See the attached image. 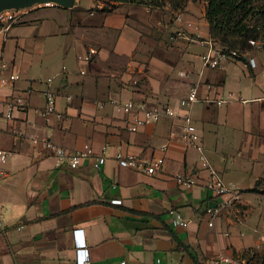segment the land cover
I'll use <instances>...</instances> for the list:
<instances>
[{
  "label": "crops",
  "instance_id": "1",
  "mask_svg": "<svg viewBox=\"0 0 264 264\" xmlns=\"http://www.w3.org/2000/svg\"><path fill=\"white\" fill-rule=\"evenodd\" d=\"M205 13L201 0H191L177 22L150 6L72 0L70 6H28L10 24L0 23V73H21L0 89V100L27 103L26 111L0 120V148L10 154L0 181V264H77L78 229L91 264H155L158 258L195 264L176 234L206 264H225L223 257L251 264V254L262 253L264 198L257 195L264 192L251 190L264 178V65L252 50L247 58L255 67L236 60L204 67L210 46ZM90 48L97 50L92 60L79 61ZM192 84L200 98L191 108L198 144L238 198L207 188L209 170L199 148L183 140L180 117L164 113L129 132L114 107L131 100L177 110ZM47 88L58 94L48 118L40 112ZM208 95H222L224 104L204 102ZM243 95L247 103L239 100ZM240 103L245 116L238 125ZM255 112L260 116L253 123L247 115ZM47 138L71 151L89 144L93 154L77 167L57 165ZM119 154L165 161L148 174L122 166ZM101 155L106 160L98 168ZM178 174L191 175L195 184H179ZM221 202L227 203L219 215L206 213ZM176 213L189 223L175 225Z\"/></svg>",
  "mask_w": 264,
  "mask_h": 264
},
{
  "label": "built area",
  "instance_id": "2",
  "mask_svg": "<svg viewBox=\"0 0 264 264\" xmlns=\"http://www.w3.org/2000/svg\"><path fill=\"white\" fill-rule=\"evenodd\" d=\"M40 6H49L54 7L57 6L55 3L47 2L38 4ZM21 9H7L0 12V23H8L10 24L14 21L21 12ZM181 36H184L183 33H179ZM173 39V37H172ZM209 49L206 53L202 55V60L204 67L206 68H223L225 62L229 60H236V61H245L251 67L256 66V61L254 58L250 57L247 58V52H241L239 50H229L223 48L219 44L213 42L212 40L209 41ZM97 54V50L95 48H90L87 54L79 55L78 59L81 62H90L93 56ZM8 67L7 63L2 62L1 70H4ZM82 74L86 73V70L81 71ZM264 75V70L262 71ZM21 78V73L13 70L8 75L0 73V89L5 86H10L14 84ZM48 82H51V79H48ZM208 90H212L213 85L207 84ZM45 96L46 105L45 107L40 110L41 114L48 118L50 115L56 113V104H57V97L58 94L50 88H47L43 91ZM243 103H247L248 100L243 99L242 97L239 99ZM199 89L197 84H192L189 88L188 94L185 98L181 100L179 103V107L177 110H171L168 106L163 111L159 108H148L146 104H139L137 105L133 101L129 100L126 102H117L114 104V107L117 111L122 112L125 115L124 118V125L126 130L129 132H137L143 126L149 123H156L158 122L164 113L168 115H177L184 121L183 125V140L188 145H195L201 151L200 160L205 164L206 168L209 170L210 177L206 186L209 190H211L216 196H221L225 194H233V197L238 198L239 193L238 189L230 184L227 183L220 172L211 166L207 160L203 152V147L198 144L200 141V134L197 130V127L193 123V118L191 114L192 106L199 102ZM204 102L215 104L216 106H221L224 104V98L222 95L218 97H212L208 95L203 100ZM4 106L3 108H1ZM16 110H27V103L24 102H17L15 99L7 100L4 104L2 100H0V120L10 119L13 117V114ZM181 111V113H180ZM17 131H15L16 133ZM43 142L46 148L51 149L54 152L55 157L57 158V165H62L67 163L73 167H77L81 165L84 158L93 154V149L89 144H86L82 150L71 151L64 146H60L53 142L50 138L43 139ZM9 152L3 148H0V181L3 177L7 176V171L3 169V165L9 159ZM105 156L101 155L97 158L96 167H100L105 163ZM118 160L120 164L124 167H128L135 170H143L148 174H154L158 171L162 165L164 164V158H153L151 160H142L136 155H118ZM176 180L179 184L184 185L185 187H192L195 184V180L189 174H178L176 175ZM225 203L221 202L216 207H208L206 209V213L211 217H216L219 215L221 208L224 207ZM173 222L177 226H186L189 223V220L185 219L180 213H176L173 217ZM24 226H19L18 229H22ZM5 226L3 224L2 218L0 217V229H4ZM75 240L77 245V264H91V258L87 252L85 247V242L82 236V229L75 230ZM223 263H230V264H239V260L230 258V257H223ZM121 264H126L122 262ZM155 264H164L161 258H158Z\"/></svg>",
  "mask_w": 264,
  "mask_h": 264
},
{
  "label": "trees",
  "instance_id": "3",
  "mask_svg": "<svg viewBox=\"0 0 264 264\" xmlns=\"http://www.w3.org/2000/svg\"><path fill=\"white\" fill-rule=\"evenodd\" d=\"M132 1L136 0H106V5ZM205 17L210 39L223 48L241 52L252 51L259 46L264 49V0H206ZM175 239L179 248L190 253L195 264H206L177 234Z\"/></svg>",
  "mask_w": 264,
  "mask_h": 264
},
{
  "label": "rangeland",
  "instance_id": "4",
  "mask_svg": "<svg viewBox=\"0 0 264 264\" xmlns=\"http://www.w3.org/2000/svg\"><path fill=\"white\" fill-rule=\"evenodd\" d=\"M191 0H136V1H132V2H128V3H132L135 5H144V6H150L152 9H157L160 12H166L169 11L170 18L172 20V22H177L178 19L180 18V15L185 11V8L187 7V5L189 4ZM193 1H197V0H193ZM201 2H205L206 5V0H201ZM173 36L175 37H179L180 34L179 32H175L172 33ZM199 39H202L200 37H198ZM211 40V39H210ZM260 47V46H259ZM257 47L254 52L255 56L257 57V59L260 61V63H262L264 65V49ZM199 51V50H197ZM179 64L177 63L176 65V71H178V68H180V66H178ZM262 80L264 81L263 76L261 75ZM243 99H247L245 97V95L242 96ZM249 104H251V102H249ZM243 104L240 103V105L237 107V124L241 125L243 119H244V112L241 111L240 107H242ZM258 109V108H257ZM256 110V109H255ZM259 112V111H257ZM257 112H255L254 114H248L247 116H249V119L251 122L256 123V120H258V117L261 115V119H262V129L264 128V110L260 112V115H257ZM224 129V127L222 128ZM235 135V134H234ZM233 135V136H234ZM233 138V137H232ZM257 190H262V192H264V178L261 179L259 181V183L257 184ZM258 198H264V193L257 195ZM262 208H264V202L262 204ZM251 264H264V249L262 251L261 254H251ZM227 264V263H225Z\"/></svg>",
  "mask_w": 264,
  "mask_h": 264
},
{
  "label": "water",
  "instance_id": "5",
  "mask_svg": "<svg viewBox=\"0 0 264 264\" xmlns=\"http://www.w3.org/2000/svg\"><path fill=\"white\" fill-rule=\"evenodd\" d=\"M47 2L55 3L59 6H70L72 0H0V12L7 9H20Z\"/></svg>",
  "mask_w": 264,
  "mask_h": 264
}]
</instances>
